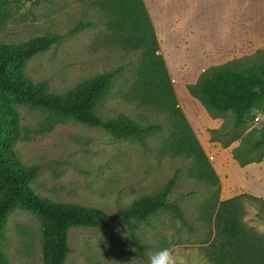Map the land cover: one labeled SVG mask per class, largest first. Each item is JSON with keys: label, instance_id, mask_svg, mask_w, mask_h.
I'll use <instances>...</instances> for the list:
<instances>
[{"label": "rangeland", "instance_id": "rangeland-1", "mask_svg": "<svg viewBox=\"0 0 264 264\" xmlns=\"http://www.w3.org/2000/svg\"><path fill=\"white\" fill-rule=\"evenodd\" d=\"M191 13V28L173 36L161 33L164 44L158 53L166 63L177 107L219 176V191L191 177V159L164 152L174 134L173 120L143 103L145 93L138 82L148 59L142 50L125 51L110 43L105 13L92 0H0V44L63 36L59 44L29 61L28 78L62 95L121 67L111 91L97 107L98 115L105 121L126 115L141 125L161 126L146 137L144 147L135 139H115L100 128L18 105L21 138L16 153L23 163L40 168L33 184L37 195L114 214L142 196L159 193L176 176L170 201L182 209L190 226L177 227L179 220L168 210L153 216L149 224L136 223L146 246L143 255L121 223L109 230L71 229L72 251L65 264H149V254L165 247L169 235L178 248H195L204 255L215 233L201 211L217 193L222 201L247 196L245 201L257 206L264 220L263 206L250 198L264 200V149L261 161L245 166L233 153L246 134L264 127V108L251 110L237 127L233 113L208 109L188 91V85L202 81L213 66L246 71L264 65V0H191ZM80 22L91 25L72 34ZM3 249L11 264H44L39 219L28 211H14L6 223Z\"/></svg>", "mask_w": 264, "mask_h": 264}, {"label": "trees", "instance_id": "trees-1", "mask_svg": "<svg viewBox=\"0 0 264 264\" xmlns=\"http://www.w3.org/2000/svg\"><path fill=\"white\" fill-rule=\"evenodd\" d=\"M92 2L105 13L106 24L111 29L110 43L125 51L142 50L148 59L138 82L145 93L143 103H150L173 120L174 134L164 145V152L191 159V177L219 191V176L182 110L177 107L166 63L158 53V38L143 0ZM90 25V22H80L71 33L83 31ZM62 40V35L51 34L22 44H0V264H11L3 244L7 220L16 210L28 211L39 219L44 264L66 263L72 251L69 232L75 228L109 230L114 223H121L140 255L144 254L146 246L137 234L136 223L149 224L153 216L168 210L182 227L190 229L182 209L170 201L176 176L159 193L142 196L114 214L77 204L56 203L37 195L33 184L40 168L23 163L16 153L21 138L18 105L42 110L59 120L70 119L100 128L115 139H135L144 147L146 137L161 130V126L141 125L126 115L107 121L98 115L97 107L111 91L122 72L121 67L96 75L62 95L51 93L45 83L28 78L25 69L29 61ZM188 91L208 109L221 114L233 113L239 127L251 110L264 108V65L246 71H237L227 65L213 66L202 81L188 85ZM263 149L264 127L246 134L233 153L239 164L245 166L261 161ZM218 194L208 200L201 211L215 233V240L203 249L205 257L210 264H264V237L240 222L241 204L247 196L222 201ZM250 198L264 208V200Z\"/></svg>", "mask_w": 264, "mask_h": 264}, {"label": "clouds", "instance_id": "clouds-1", "mask_svg": "<svg viewBox=\"0 0 264 264\" xmlns=\"http://www.w3.org/2000/svg\"><path fill=\"white\" fill-rule=\"evenodd\" d=\"M241 208V224L256 231L259 235H264V220L260 219L259 208L248 201H243ZM177 227H180L179 221H177ZM149 264H208V261L198 249L178 248L169 235L167 246L149 254Z\"/></svg>", "mask_w": 264, "mask_h": 264}, {"label": "crops", "instance_id": "crops-1", "mask_svg": "<svg viewBox=\"0 0 264 264\" xmlns=\"http://www.w3.org/2000/svg\"><path fill=\"white\" fill-rule=\"evenodd\" d=\"M143 2L151 18L161 50L164 44V38L161 37L163 31L173 36L176 31L187 30L193 26L190 23L191 15H193L191 0H143Z\"/></svg>", "mask_w": 264, "mask_h": 264}, {"label": "water", "instance_id": "water-1", "mask_svg": "<svg viewBox=\"0 0 264 264\" xmlns=\"http://www.w3.org/2000/svg\"><path fill=\"white\" fill-rule=\"evenodd\" d=\"M256 91H258V89H256Z\"/></svg>", "mask_w": 264, "mask_h": 264}]
</instances>
